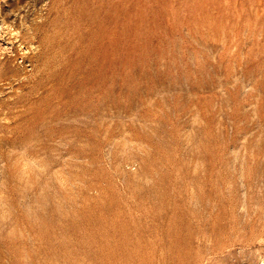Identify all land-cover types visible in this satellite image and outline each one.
I'll use <instances>...</instances> for the list:
<instances>
[{"label": "rangeland", "instance_id": "1", "mask_svg": "<svg viewBox=\"0 0 264 264\" xmlns=\"http://www.w3.org/2000/svg\"><path fill=\"white\" fill-rule=\"evenodd\" d=\"M0 264H264V0H0Z\"/></svg>", "mask_w": 264, "mask_h": 264}]
</instances>
